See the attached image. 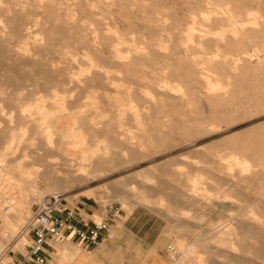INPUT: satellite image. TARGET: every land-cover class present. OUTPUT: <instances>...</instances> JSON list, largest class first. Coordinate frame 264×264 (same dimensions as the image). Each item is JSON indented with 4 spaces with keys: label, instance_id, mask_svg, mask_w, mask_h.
Listing matches in <instances>:
<instances>
[{
    "label": "rangeland",
    "instance_id": "rangeland-1",
    "mask_svg": "<svg viewBox=\"0 0 264 264\" xmlns=\"http://www.w3.org/2000/svg\"><path fill=\"white\" fill-rule=\"evenodd\" d=\"M5 1L3 8L13 7L1 22L9 33L0 35V42L3 53H11L14 61L8 66L9 61L2 62L0 69V159L9 162L6 168L0 166V228L18 233L46 194L78 193L105 205H120L127 212L145 206L157 214L167 245L175 250L168 253L170 264H183V248L191 243L195 250L189 259L198 264H233L221 255L219 230L230 217H250L246 216L253 204L249 199L264 203V186L257 178L240 183L252 161L264 160V70L254 67L255 60L242 62L244 71L234 76L222 55L228 52L231 58L234 51L264 48V40L227 48L217 39L226 28L221 19L225 9L233 13L246 4L253 13L264 15L261 0H97L94 10L92 0L55 5L29 0L26 10L17 8L20 0ZM202 13L209 19L204 20ZM28 21L30 29L24 25ZM209 29L212 33L205 35ZM203 34L207 38L202 40ZM184 46L186 58L177 52ZM116 51L130 58L119 59ZM96 54L108 58L96 60ZM5 64L14 66L11 78ZM201 71L217 87L207 90ZM92 155L95 160L107 159L97 168L88 161ZM50 164L53 172L64 176L62 182L55 181V174L49 178ZM226 171L232 174L229 179L238 177L229 182L238 181L236 189L224 183ZM70 259L63 254L55 263L68 264Z\"/></svg>",
    "mask_w": 264,
    "mask_h": 264
},
{
    "label": "bare ground",
    "instance_id": "bare-ground-1",
    "mask_svg": "<svg viewBox=\"0 0 264 264\" xmlns=\"http://www.w3.org/2000/svg\"><path fill=\"white\" fill-rule=\"evenodd\" d=\"M4 1L5 0H0V35H2L3 36V34H8L9 33V31H7L5 28V26H2L1 25V22H6V20H5V16H6V14L5 13H7V12H10V11H12V7H11V5L9 4V5H7V4H5V5H7V7L6 6H4V7H6V8H3V3H4ZM8 1V0H7ZM7 1H5V2H7ZM38 0H36V2H37ZM58 1H67L66 3H68V2H70V0H48V4H50V5H55V4H57L58 3ZM167 1V0H166ZM190 1V0H189ZM196 1V0H195ZM202 1V3H203V1L204 0H201ZM207 1V0H206ZM208 1H210V0H208ZM222 1V0H221ZM35 2V3H36ZM38 2H40V1H38ZM72 3H74L73 1H71ZM107 2V1H106ZM135 2V1H134ZM158 3H160V1H157ZM193 2V1H192ZM191 2V3H192ZM227 2V1H226ZM231 2V1H230ZM255 2V1H254ZM28 3H29V0H20L19 2H17L16 3V5H17V8H19V6H21L22 8H25V6L27 7L28 6ZM97 3H98V1L97 0H92V2L91 3H89L90 4V8L91 9H93V7H96L97 6ZM151 3V2H150ZM177 3V2H176ZM175 3V4H176ZM185 3V2H184ZM196 3V2H195ZM208 3V2H207ZM211 3V2H210ZM216 3V2H215ZM27 4V5H26ZM39 4V3H38ZM136 4H138V3H136ZM152 4V3H151ZM188 4V3H187ZM197 4V3H196ZM219 4V3H218ZM225 4V3H224ZM229 4V3H228ZM232 4V3H231ZM144 5V4H143ZM201 5V4H200ZM220 5V4H219ZM234 5V4H233ZM262 5H264V0H261V1H259V6H262ZM72 6V5H71ZM77 6V5H76ZM75 6V7H76ZM152 6H155L154 4L152 5ZM189 6V5H188ZM210 6H214V5H212V4H210ZM216 6H217V4H216ZM221 6V5H220ZM223 6V5H222ZM225 6H227V5H224V7ZM245 6H246V4H240L239 6H237L236 8H235V10H234V8H232L235 12H233V13H231V10L230 9H225V11H224V13H223V17L221 18L223 21H225V29H222L219 33H218V35H219V38L217 39L218 40V43L220 42V44H222V45H226L227 46V48H229V47H231V46H233V45H239V46H241V45H244V44H249V43H251V41H253L255 38H261L262 39V41L264 40V15L263 14H258V13H256V11L253 13L252 11H250L249 9H247V7L245 8ZM255 6H258V5H255ZM15 7V6H14ZM70 7V6H69ZM145 7V6H144ZM215 7V6H214ZM218 7V6H217ZM17 8H14L13 9V11L15 10V12H17ZM73 8H74V6H73ZM72 8V9H73ZM135 8V7H134ZM223 8V7H222ZM222 8H220V9H222ZM258 8V7H257ZM20 9V8H19ZM41 9V8H40ZM75 9V8H74ZM90 9V10H91ZM95 9V8H94ZM93 9V10H94ZM156 9H157V7H156ZM215 9V8H214ZM224 9V8H223ZM22 10V9H21ZM25 10H26V8H25ZM25 10H24V12H25ZM70 10V9H69ZM152 10V9H151ZM217 10V9H216ZM258 10V9H257ZM74 11V10H73ZM72 11V12H73ZM138 11V10H137ZM167 11V10H166ZM208 11V10H207ZM206 11V12H207ZM217 11H219V9L217 10ZM222 11V10H221ZM259 11V10H258ZM28 12H30V11H28ZM91 12V11H90ZM156 12V11H155ZM161 12V11H160ZM187 12V11H186ZM260 12H261V10H260ZM11 13V12H10ZM76 13V12H75ZM162 13H164V12H162ZM178 13V12H177ZM196 13V12H195ZM200 13V12H199ZM198 13V14H199ZM215 13V12H214ZM161 14V13H160ZM187 14V13H186ZM193 14V13H192ZM203 14V13H202ZM206 14V13H205ZM205 14H203V17H204V20H205V18L208 20L209 18V16L207 15L208 14V12H207V16L205 15ZM210 14H212V13H210ZM165 15H166V13H165ZM169 15V14H168ZM167 15V16H168ZM195 15V14H194ZM200 15H201V13H200ZM219 15H221V14H219ZM32 16L33 15H29V17L30 18H32ZM38 16V15H37ZM71 16V15H70ZM73 16V15H72ZM75 16V15H74ZM91 16H92V12H91ZM98 16V15H97ZM190 16V15H189ZM198 16V15H197ZM212 15H210V17H211ZM26 17V16H25ZM77 17V16H76ZM165 17V16H164ZM163 17V18H164ZM191 17H193V16H191ZM190 17V18H191ZM219 17V16H218ZM73 18V17H72ZM165 18H168V17H165ZM187 18H189V17H187ZM201 18H202V15H201ZM27 19H29V18H27ZM35 19H37L36 21L39 23V21H38V18H35ZM76 19V18H75ZM84 19V18H83ZM194 19V18H193ZM197 19H198V17H197ZM13 20H15V19H13ZM165 20V19H164ZM201 20V19H200ZM203 20V19H202ZM201 20V21H202ZM30 21V20H29ZM25 22V23H27V25L24 23V25L26 26V28L27 27H29V29H30V26H28L29 24H30V22ZM35 21V22H36ZM72 21H74V19L72 20ZM86 21V20H85ZM192 21V20H191ZM19 22V21H18ZM76 22V21H75ZM90 22V21H89ZM88 22V23H89ZM198 22V21H197ZM14 23H16V22H14ZM159 23V22H158ZM200 23V22H199ZM206 23H207V21H206ZM205 23V24H206ZM209 23V22H208ZM20 24V23H19ZM18 24V25H19ZM37 24V23H36ZM108 24V23H107ZM160 24H161V22H160ZM164 24H166V23H164ZM203 24V23H202ZM17 25V24H16ZM22 25V27L24 26L23 24H21ZM31 25V24H30ZM35 25V24H34ZM183 25H185V24H183ZM200 25V24H199ZM92 26V25H91ZM96 26V25H95ZM206 26H207V24H206ZM34 27V26H33ZM37 27H39V26H37ZM108 27V26H107ZM205 27V26H204ZM11 28V27H10ZM26 28H24V29H26ZM32 28V27H31ZM90 28H92V27H90ZM111 28V27H110ZM180 28H182V27H180ZM222 28V27H221ZM37 29V28H36ZM112 29V28H111ZM155 29V28H154ZM28 30V29H27ZM32 30V29H31ZM30 30V31H31ZM89 29H87V31H88ZM91 30V29H90ZM93 30H94V28H93ZM103 30V29H102ZM102 30H100V31H102ZM110 30V29H109ZM113 30V29H112ZM115 31H116V29H114ZM113 30V31H114ZM165 30V29H164ZM187 30V36H192L193 35V32L191 31V28H189V29H186ZM83 31H85V30H83ZM96 31V30H95ZM111 31V30H110ZM112 31V32H113ZM118 31V30H117ZM116 31V32H117ZM148 31V30H147ZM165 31H167V30H165ZM199 31V30H198ZM200 31H202V29L200 30ZM204 31V30H203ZM1 32H2V34H1ZM22 32H24V31H22ZM25 32H26V30H25ZM37 32V31H36ZM103 32V31H102ZM102 32H101V34H102ZM122 32V31H121ZM27 33H31V32H27ZM93 33V32H92ZM92 33H91V35H92ZM108 33V32H107ZM110 33V32H109ZM147 33V32H146ZM160 33V32H159ZM180 33V32H179ZM212 33V30L211 29H209V30H207L206 31V34L205 35H209V34H211ZM36 35H37V33H35ZM41 34H42V31H41ZM94 34V33H93ZM97 34H98V32H97ZM97 34L95 33V36L97 37ZM106 34V33H105ZM122 34H123V32H122ZM182 34V33H181ZM32 35V34H31ZM43 35V34H42ZM85 35H86V33H85ZM114 35H115V33H114ZM148 35V34H147ZM1 36V37H2ZM29 36V35H28ZM27 36V39L29 38ZM32 36H34V33H33V35ZM40 36V35H39ZM106 36V35H105ZM117 36H119V35H117ZM161 36V35H160ZM167 36V35H166ZM4 37V36H3ZM2 37V38H3ZM35 37V36H34ZM33 37V38H34ZM44 37V36H43ZM86 37V36H85ZM88 37V36H87ZM95 37V38H96ZM107 37V36H106ZM108 37H110V36H108ZM205 36H204V34L203 35H200V38H202V40L203 39H206V38H204ZM31 38V37H30ZM46 38V37H45ZM111 38V37H110ZM114 38V37H113ZM121 38V37H120ZM146 38V37H145ZM159 38V37H158ZM163 38V37H162ZM198 38L199 37H197L196 39L198 40ZM12 39H13V37H12ZM14 39H15V37H14ZM26 39V40H27ZM35 39V38H34ZM37 39V38H36ZM123 39V38H122ZM129 39V38H128ZM155 39H157V38H155ZM154 39V40H155ZM160 39V38H159ZM173 39V38H172ZM190 39V38H189ZM193 39V38H192ZM191 39V40H192ZM42 40V39H41ZM39 41V39H38V41L42 44V41ZM93 40H95V39H93ZM102 40V39H101ZM117 40V39H116ZM123 40H125V39H123ZM136 40V39H135ZM154 40H152V41H150V42H153ZM162 40V39H161ZM178 40V39H177ZM182 40V39H181ZM186 40V39H185ZM195 40V39H194ZM258 40V39H257ZM19 41V40H18ZM32 41V40H31ZM167 41V40H166ZM165 41V42H166ZM170 41V40H169ZM201 41V40H200ZM27 42V41H26ZM28 42H29V40H28ZM28 42H27V45H28ZM37 42V41H36ZM111 42V41H110ZM161 42V41H160ZM162 42H164V40H162ZM192 42V41H191ZM194 42V41H193ZM24 43V42H23ZM23 43H21V44H23ZM85 43V42H84ZM91 43V42H90ZM113 43V42H112ZM136 43V42H135ZM155 45H157L155 42H153ZM169 43H171V42H169ZM177 43V42H176ZM256 43V42H255ZM262 43V42H261ZM36 44H39V43H36ZM46 44V43H45ZM96 44H98V43H96ZM109 44V43H108ZM140 44V43H139ZM168 44V43H167ZM18 45V44H17ZM27 45H24V47H26ZM30 45H32V44H30ZM35 45V44H34ZM98 45H100V44H98ZM151 45H152V43H151ZM154 45V46H155ZM164 45H165V43H164ZM180 45V44H179ZM219 45V44H218ZM23 46V45H22ZM21 46V49L23 48ZM137 46V45H136ZM167 46V45H166ZM16 48L17 47H19V45L18 46H15ZM29 47V46H28ZM27 47V48H28ZM165 47V46H164ZM163 47V48H164ZM168 47V46H167ZM167 47H166V49H167ZM170 48H171V46H169ZM168 47V48H169ZM39 48V47H38ZM180 48V47H179ZM262 48V47H261ZM252 48V49H244V50H242L240 53H235V51H234V53H230L231 55H232V57L231 58H228L226 55L227 54H229L228 52L226 53V55H222V57H223V59H224V62H228L230 65L227 67V69L229 68V70H230V72H231V74L233 73L234 74V76H237L238 74H239V72L240 71H244V64H242V62H246V63H249V62H253L254 63V60H255V62H256V64L254 65V67H256L257 69H259V70H264V48ZM17 49H20V48H17ZM26 49V48H25ZM118 49V48H117ZM137 49H138V46H137ZM140 49H142V48H140ZM144 49H146L145 47L143 48V50ZM162 49V48H161ZM24 49H22V51H23ZM27 50V52H30V50L28 51V49H26ZM127 50V49H126ZM126 50H125V52H126ZM134 50V49H133ZM133 50H131L132 52H133ZM163 50V49H162ZM20 51V50H19ZM36 51V50H35ZM114 51V50H113ZM136 51H139V50H136ZM142 51V50H141ZM141 51H140V54H141ZM145 51V50H144ZM143 51V52H144ZM26 52V53H27ZM87 52V51H86ZM117 52V54H116V57L117 58H119V59H128V58H130L129 57V55H128V53H127V55H125L126 53H120V51H116ZM130 52V51H129ZM146 52V51H145ZM166 52V51H165ZM168 52V51H167ZM178 52V54H181L183 57H188V54H187V48H186V46H184V47H182L181 49H180V51H177ZM213 52V51H212ZM23 53V52H22ZM31 53V52H30ZM40 53V52H39ZM114 53V52H113ZM135 52H133V54H134ZM139 53V52H138ZM147 53V52H146ZM207 53V52H206ZM27 54H29V53H27ZM33 54V53H32ZM111 54V53H110ZM15 55H16V53H15ZM34 55L35 54H33V57H34ZM113 55H115V54H113ZM130 55H132V54H130ZM138 55V54H137ZM149 55V54H148ZM18 56V55H17ZM29 56V55H28ZM37 56V55H36ZM61 56H63V55H61ZM87 56V55H86ZM167 56V55H166ZM215 57H218V56H220V54H219V52L218 53H216L215 55H214ZM23 57V56H22ZM30 57H31V55H30ZM38 57H39V55H38ZM48 57V56H47ZM46 57V58H47ZM50 57V56H49ZM149 57V56H148ZM95 58H96V60L97 59H107L108 57L107 56H103V55H95ZM168 58V57H167ZM34 59H36V58H34ZM172 59V58H171ZM184 59V58H183ZM227 59H229V60H227ZM33 60V59H32ZM50 60V59H49ZM91 60V59H90ZM109 60V59H108ZM111 60V59H110ZM166 61H167V59H165ZM170 60V59H169ZM178 60V59H177ZM222 60V59H221ZM4 61H9V63L7 64V66L9 65V64H11V62H13L14 61V58L12 57V55H11V53H9V52H5V53H3V44L0 42V69H2V62H4ZM113 61V60H112ZM111 61V62H112ZM175 61V60H174ZM54 62V61H53ZM95 62V61H94ZM99 62V61H98ZM214 62V61H213ZM222 62V61H221ZM51 63V62H50ZM173 63V62H172ZM176 63V62H175ZM185 63V62H184ZM202 63V62H201ZM4 64V63H3ZM94 64V63H93ZM187 64V63H186ZM188 65V64H187ZM5 66H6V64H5ZM6 66V67H7ZM46 66V65H45ZM48 66V65H47ZM171 66V65H170ZM253 66V65H252ZM10 67V68H9ZM9 67H7L8 68V72H9V75L8 74H6V75H8V78H11L12 77V75H13V73H14V66H9ZM53 67H54V65H53ZM100 67H101V65H100ZM187 67V66H186ZM189 67V66H188ZM51 68H52V66H51ZM185 68V67H184ZM193 68V67H192ZM208 68V67H207ZM249 68V67H248ZM53 69V68H52ZM55 69V68H54ZM53 69V70H54ZM57 70H59L58 69V67L56 68ZM55 69V70H56ZM175 69V68H174ZM195 69V68H194ZM204 69V68H203ZM185 70V69H184ZM193 70V69H192ZM204 70H206V69H204ZM208 71V70H207ZM57 72V71H56ZM226 72H227V70H226ZM230 72H228V73H230ZM3 73V72H2ZM1 73V74H2ZM6 73V72H5ZM108 73V72H107ZM102 74V73H101ZM192 75L194 74V73H191ZM198 74V73H197ZM261 74V73H260ZM108 75V74H107ZM207 74L205 73V72H203V71H201L200 72V75H199V77H200V79L202 80V82L204 83V87L207 89V90H213L215 87H217V86H215V85H212V83H211V81L209 80V78L206 76ZM45 76V75H44ZM61 76V75H60ZM63 76V75H62ZM62 76H61V78H62ZM67 76V75H66ZM197 77V76H196ZM195 77V78H196ZM198 77V78H199ZM16 78V77H15ZM60 78V77H59ZM60 78V79H61ZM71 78V77H70ZM231 78V77H230ZM235 78V77H234ZM237 78V77H236ZM211 79V78H210ZM58 80V79H57ZM229 80V79H228ZM235 80V79H234ZM115 81V80H114ZM182 81V80H181ZM193 81V80H192ZM196 81V80H195ZM194 81V82H195ZM213 81V80H212ZM72 82V81H71ZM159 82V81H158ZM163 82V81H162ZM166 82V81H165ZM238 82V81H237ZM18 83V82H17ZM49 83H50V79H49ZM57 83V82H56ZM58 83H61V82H58ZM189 83V82H188ZM226 83V82H225ZM225 83L224 84H222V85H225ZM229 83V82H228ZM231 83V82H230ZM38 84V83H37ZM52 84V83H51ZM70 84V83H69ZM72 84V83H71ZM77 84V83H76ZM216 84V83H215ZM232 84V83H231ZM53 85V84H52ZM57 85V84H56ZM165 85H166V83H165ZM167 85L169 86V84L167 83ZM171 85V84H170ZM192 85V84H191ZM196 85V84H195ZM221 85V86H222ZM54 86V85H53ZM200 86V85H199ZM219 86V85H218ZM220 86V87H221ZM52 87V86H51ZM59 87V86H58ZM66 87V86H65ZM171 87V86H170ZM169 87V88H170ZM173 87V86H172ZM187 87H188V85H187ZM195 87V86H194ZM35 88V87H34ZM162 88H165V87H162ZM199 88V87H198ZM225 88V87H224ZM230 88V87H229ZM28 89H29V87H28ZM178 89V88H177ZM180 89V88H179ZM178 89V90H179ZM9 90V89H8ZM56 90V89H55ZM170 90H173L172 88H170ZM176 90V89H175ZM159 91V90H158ZM164 91V90H163ZM182 91H184L183 89H182ZM202 91H203V89H202ZM215 91V90H214ZM2 92V91H1ZM6 92V91H5ZM167 92V91H166ZM205 92V91H204ZM206 92H208V91H206ZM228 92V91H227ZM3 93V92H2ZM63 93V92H62ZM168 93H170V92H168ZM198 93H199V91H198ZM216 93V92H215ZM228 93H230V92H228ZM172 93H170V95H171ZM179 94V93H178ZM200 94V93H199ZM207 94V93H206ZM227 94V93H226ZM233 94V93H232ZM160 95V94H159ZM181 95V94H180ZM183 95H184V93H183ZM204 95V94H203ZM216 95H218V94H216ZM16 96V95H15ZM55 96V95H54ZM182 96V95H181ZM223 96H224V94H223ZM202 97V96H201ZM179 98V97H178ZM217 98H219V97H217ZM231 98V97H230ZM61 99V98H60ZM206 99V98H205ZM223 99V98H222ZM226 99H227V97H226ZM182 100H184V99H182ZM230 100V99H229ZM215 101V100H214ZM41 102V101H40ZM39 102V103H40ZM209 102V101H208ZM211 102V101H210ZM232 102V101H231ZM151 103V102H150ZM186 103V102H185ZM61 104H62V102H61ZM190 104V103H189ZM228 104V103H227ZM229 104H230V102H229ZM14 105V104H13ZM155 106H156V104H154ZM48 106V105H47ZM60 106V105H59ZM230 106H232V104L230 105ZM229 106V107H230ZM22 107V106H21ZM149 107V106H148ZM147 107V108H148ZM231 108V107H230ZM32 111V110H31ZM30 111V112H31ZM34 112V111H33ZM204 112V111H203ZM216 112V111H215ZM213 113V112H212ZM212 113H211V115H212ZM33 115V114H32ZM22 116V115H21ZM33 125V124H32ZM36 127V126H35ZM46 128V127H45ZM45 128H44V130H45ZM54 131V130H53ZM43 132V131H42ZM47 132H48V130H47ZM49 133V132H48ZM74 133V132H73ZM38 134H39V132H38ZM81 138H83L82 136H81ZM79 140V139H78ZM83 140V139H82ZM84 141V140H83ZM7 142V141H6ZM80 143H81V141H79ZM85 142V141H84ZM83 142V143H84ZM82 144V143H81ZM9 145V144H8ZM13 145V144H12ZM11 145V146H12ZM251 146V145H250ZM9 147H10V145H9ZM240 147V146H239ZM249 147V146H248ZM100 148V147H99ZM243 148V147H242ZM257 148V147H256ZM98 149V148H97ZM96 149V150H97ZM238 149V148H237ZM240 149V148H239ZM246 149V148H245ZM245 149H243V151L245 150ZM249 149H250V147H249ZM260 149H263V147L262 148H260ZM98 150H100V149H98ZM98 150L96 151V152H98ZM101 150H102V148H101ZM106 150V149H105ZM264 150V149H263ZM246 151H247V149H246ZM255 151V150H254ZM253 151V152H254ZM93 152V151H92ZM104 152V151H103ZM238 152V151H237ZM239 152H242V150H239ZM250 152V151H249ZM252 152V151H251ZM261 152V151H260ZM242 153H245V151L244 152H242ZM237 154V153H236ZM94 155V154H93ZM92 155V156H93ZM242 155V154H241ZM253 155V154H252ZM12 156V155H11ZM23 156V155H22ZM91 156V159L90 160H88V161H90V162H96L97 164L99 163V162H101L102 160H103V158H106V157H101V158H97V160H95L96 159V157H92ZM238 156H240V155H238ZM237 156V157H238ZM264 156V155H263ZM262 156V157H263ZM97 157H98V155H97ZM241 157V156H240ZM249 157V156H248ZM259 157V156H258ZM95 158V159H94ZM254 158V157H253ZM262 159V158H261ZM240 160V159H239ZM241 160H243V159H241ZM240 160V161H241ZM250 160V159H249ZM252 160V159H251ZM254 160V159H253ZM7 162H8V160L6 159V158H2V159H0V166L1 167H5L6 168V164H7ZM234 162V161H233ZM237 162H238V159H237ZM242 162V161H241ZM248 162V161H247ZM9 163V162H8ZM222 163V162H221ZM229 163V162H228ZM246 163V162H245ZM249 163V162H248ZM231 164V163H230ZM235 165L237 164V163H234ZM239 164V163H238ZM237 164V165H238ZM10 165V164H9ZM8 165V166H9ZM51 165L52 164H50V166L49 167H47L46 166V168H47V172H48V176H49V178H50V174H51V176H52V174H55L54 175V177H55V181L56 182H58V181H61V180H59L60 178H61V174L59 175V172H53V167L51 168ZM222 165V164H221ZM224 165H225V163H224ZM34 166V165H33ZM36 166V165H35ZM232 166V165H231ZM231 166H230V168H231ZM248 166H250V168L248 167V168H246V169H244L243 170V172H244V174H240L241 175V179H240V183H242L241 182V180L243 179V181L245 182V181H247V183H248V181L249 180H251L252 179V181H253V179L255 180L256 178L259 180V183H260V185L261 186H264V160H260L259 162L258 161H255L254 163H253V161H252V163L250 164V165H248ZM226 167V166H225ZM9 168V167H8ZM228 168V167H227ZM232 168H234V167H232ZM231 168V169H232ZM242 168V167H241ZM1 169V168H0ZM240 169V168H239ZM23 170V169H22ZM26 170V169H25ZM224 170H227V169H224ZM234 169H232L231 170V172L233 171ZM219 171V170H218ZM228 171H229V169H228ZM228 171H226V172H224L225 174H226V176H225V178H224V180L226 181V182H224V183H227L228 182V184H230L229 182H231V181H234L235 179H229V177H227V176H230V175H232L231 174V172H228ZM32 172V171H31ZM82 172V171H81ZM242 172V173H243ZM9 173V172H8ZM35 173V172H34ZM237 173V172H236ZM241 173V172H240ZM79 174H80V172H79ZM82 174V173H81ZM239 175V176H240ZM238 176V175H237ZM62 177H64V176H62ZM231 177V176H230ZM235 177H236V175H235ZM10 178V177H9ZM237 179H238V177H237ZM236 179V180H237ZM256 179V180H257ZM235 180V181H236ZM239 180V179H238ZM54 181V180H53ZM68 181V180H67ZM251 181V182H252ZM62 182V181H61ZM64 182V181H63ZM11 183V182H10ZM59 183V182H58ZM65 183H66V181H65ZM237 183H238V181L236 182V183H232V184H230V186L231 187H233V188H237ZM250 183V182H249ZM53 184H55V183H53ZM61 184V183H60ZM56 185H59V184H56ZM193 185V184H192ZM13 186V185H12ZM63 186H64V184H63ZM195 186V185H194ZM247 186V185H246ZM254 186V185H253ZM255 187V186H254ZM54 188H55V186H54ZM57 188V187H56ZM240 188H241V186H240ZM249 188V187H248ZM251 188V187H250ZM62 189V188H61ZM255 189V188H254ZM193 190H195V189H193ZM224 190V189H223ZM249 190V189H248ZM55 191H57V190H55ZM239 191V190H238ZM243 192L242 193H244V190H242ZM246 191H247V189H246ZM260 191V190H259ZM262 191H264V190H262ZM252 192H253V190H252ZM256 192V191H255ZM52 193H54V194H58V191L57 192H52ZM237 193V192H236ZM247 194V193H246ZM249 194V193H248ZM253 194V193H252ZM259 194H260V192H259ZM245 195V194H244ZM256 195H258V194H256ZM261 195H263V192L261 193ZM227 196H229L228 194H227ZM226 196V197H227ZM237 196V195H236ZM253 196V195H252ZM260 196V195H259ZM231 197V196H230ZM256 197V196H255ZM262 197H264V195L262 196ZM234 198V197H233ZM243 198V197H242ZM247 198H249L248 196H247ZM251 198H254V196L253 197H251ZM241 199V198H240ZM256 199V198H255ZM258 199V198H257ZM262 198H260L259 200H261ZM4 201H5V199H4ZM249 201L252 203L253 202V204L251 205V208L250 207H248V208H250V209H248V215H246V216H249L250 215V217L248 218H246V217H244V220H242V219H234L233 217H230V218H228L227 219V222L225 221V223H224V225H223V228L222 229H220L221 228V226H220V230H219V232L218 233H220L221 234V236H220V238H221V241L223 242V249H222V254L221 255H223V256H225L226 257V259L228 260H230V262L232 261V262H234L235 264H264V203H262V202H260V201H258V200H250L249 199ZM4 205H5V203H4ZM5 208V207H4ZM3 208V209H4ZM242 213V212H241ZM240 213V214H241ZM3 214H5L4 212H3ZM230 215V214H229ZM232 215V214H231ZM245 216V215H244ZM228 217V216H227ZM241 218H243V217H241ZM245 218L246 219H248V220H245ZM6 219H7V217H6ZM214 229H217L216 227L214 228ZM216 231V230H215ZM4 232V231H3ZM7 232V231H6ZM6 232H4V233H6ZM211 232H212V229H211ZM9 233V232H8ZM167 234H169V233H167ZM171 234V233H170ZM12 235H15V234H12ZM216 236V235H215ZM212 237V236H211ZM214 241H216V240H214ZM217 243V242H216ZM215 243V244H216ZM221 244V243H220ZM208 246V245H207ZM221 246V245H220ZM222 247V246H221ZM220 247V248H221ZM195 250V245H194V243L192 244H190V245H186L184 248H183V257L185 258V261H184V263L183 264H198V262H200V261H193V260H191V259H189V255L193 252ZM175 251V250H174ZM173 251V252H174ZM224 257V258H225ZM223 258V259H224ZM213 262V261H212ZM212 262H211V264H212ZM215 262V261H214ZM217 262V261H216ZM215 262V263H216ZM231 262V263H232ZM215 263H213V264H215ZM233 263V264H234ZM201 264V263H200ZM208 264H210L209 262H208Z\"/></svg>",
    "mask_w": 264,
    "mask_h": 264
},
{
    "label": "built area",
    "instance_id": "built-area-1",
    "mask_svg": "<svg viewBox=\"0 0 264 264\" xmlns=\"http://www.w3.org/2000/svg\"><path fill=\"white\" fill-rule=\"evenodd\" d=\"M85 196L78 193L46 194L34 205L22 229L12 235L0 228V264H56L45 254L47 243L58 246L69 239L82 240L85 248L98 246L122 212L120 205L108 204L102 221L91 223L84 213ZM174 251L168 246V253Z\"/></svg>",
    "mask_w": 264,
    "mask_h": 264
},
{
    "label": "crops",
    "instance_id": "crops-1",
    "mask_svg": "<svg viewBox=\"0 0 264 264\" xmlns=\"http://www.w3.org/2000/svg\"><path fill=\"white\" fill-rule=\"evenodd\" d=\"M106 159L95 162L97 168ZM86 198L85 217L91 223L102 221L107 205ZM167 246L162 219L145 206H135L129 212L122 208L95 248L88 250L84 241L69 239L58 246L47 243L44 252L54 260L68 255V264H170Z\"/></svg>",
    "mask_w": 264,
    "mask_h": 264
}]
</instances>
